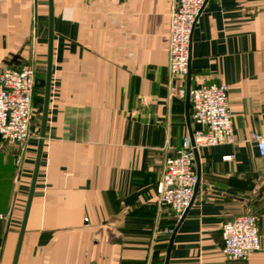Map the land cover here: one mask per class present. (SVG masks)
<instances>
[{"label": "crops", "instance_id": "crops-1", "mask_svg": "<svg viewBox=\"0 0 264 264\" xmlns=\"http://www.w3.org/2000/svg\"><path fill=\"white\" fill-rule=\"evenodd\" d=\"M172 1L0 0V70L28 61L45 81L50 11L52 27L16 264H264V157L250 138L264 125V0H206L183 81L167 68ZM220 81L234 140L199 149L196 192L178 219L158 202L163 163L191 128L188 90ZM39 125L23 149L0 139V264L12 263ZM245 213L260 248L228 260L222 224Z\"/></svg>", "mask_w": 264, "mask_h": 264}, {"label": "built area", "instance_id": "built-area-1", "mask_svg": "<svg viewBox=\"0 0 264 264\" xmlns=\"http://www.w3.org/2000/svg\"><path fill=\"white\" fill-rule=\"evenodd\" d=\"M206 0H173L169 10V74L185 80L189 66L192 29ZM36 70L28 61L6 65L0 70V139L23 149L31 133L32 98ZM185 89L180 90L183 96ZM191 128L183 136L175 155L164 160L157 184L158 202L180 218L190 206L197 181L196 154L202 147L232 143V116L228 86L220 82L201 84L188 90ZM260 156L264 157V125L252 132ZM231 159V155L223 156ZM8 214L0 213V221ZM170 233V229H165ZM221 254L228 260H245L259 247L256 217L245 213L228 220L221 228Z\"/></svg>", "mask_w": 264, "mask_h": 264}, {"label": "water", "instance_id": "water-1", "mask_svg": "<svg viewBox=\"0 0 264 264\" xmlns=\"http://www.w3.org/2000/svg\"><path fill=\"white\" fill-rule=\"evenodd\" d=\"M49 16H50V19H49L50 25H49V39H48V54H47V63H46V72H45V81H44L43 104H42L41 118H40V125H39V139H38V146H37V154H36V160H35V165H34V169H33L30 189H29L28 197H27V201H26V206H25L21 226L19 229L18 239H17V243H16V247H15V251H14V255H13V259H12L11 264H16V261H17V256H18L22 236L24 233L25 222H26V218H27V214H28V210H29V206H30L33 188H34V184H35V180H36V176H37V172H38L39 159H40V154H41V149H42V144H43V138H44V133H45V128H46V118H47L49 92H50L51 62H52L51 11H50ZM13 60H14V58L12 60L7 61L6 64L11 65ZM188 62H190V47H189V61ZM189 67L190 66H188V70H189ZM188 75H189V71H188L187 76ZM187 120H188V124H190L189 119H187ZM198 179H199V174L197 172V181H196V184L194 187L193 197H194V193L196 192ZM187 210L183 213V215L180 217V219L183 218V216L185 215Z\"/></svg>", "mask_w": 264, "mask_h": 264}, {"label": "rangeland", "instance_id": "rangeland-1", "mask_svg": "<svg viewBox=\"0 0 264 264\" xmlns=\"http://www.w3.org/2000/svg\"><path fill=\"white\" fill-rule=\"evenodd\" d=\"M43 90H44V76L41 75L40 78L36 77V83L34 87V93L32 98V116L31 120L34 123H39L41 117V109L43 102Z\"/></svg>", "mask_w": 264, "mask_h": 264}, {"label": "trees", "instance_id": "trees-1", "mask_svg": "<svg viewBox=\"0 0 264 264\" xmlns=\"http://www.w3.org/2000/svg\"><path fill=\"white\" fill-rule=\"evenodd\" d=\"M35 83H36V79H35Z\"/></svg>", "mask_w": 264, "mask_h": 264}]
</instances>
